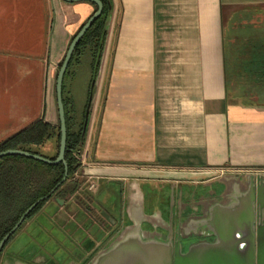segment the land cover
I'll return each instance as SVG.
<instances>
[{"label":"crops","instance_id":"crops-1","mask_svg":"<svg viewBox=\"0 0 264 264\" xmlns=\"http://www.w3.org/2000/svg\"><path fill=\"white\" fill-rule=\"evenodd\" d=\"M95 10L87 0H0V142L44 114L56 121L57 68ZM98 69L80 189L27 219L0 264H93L130 230L180 239L186 253L214 242L202 221L233 209L245 177L264 173V0H114ZM111 255L99 264L150 254ZM223 256L246 264L242 251Z\"/></svg>","mask_w":264,"mask_h":264},{"label":"trees","instance_id":"trees-1","mask_svg":"<svg viewBox=\"0 0 264 264\" xmlns=\"http://www.w3.org/2000/svg\"><path fill=\"white\" fill-rule=\"evenodd\" d=\"M102 1L104 2V10L77 45L64 78L63 99L68 130L66 161L69 166V175L67 180L52 193V190L65 174L63 163L48 164L23 155H5L0 157V241L37 200L45 196L48 197L27 215L21 226L41 209L49 199L52 197L65 199L74 195L82 185L76 174L80 172L83 163L86 134L93 114V110H91L85 128L90 88L86 102L82 105V110H79L80 106L76 101V95L67 92L66 78L70 75L73 65L80 63L85 54H90L92 59L91 79H93L97 54L101 50L103 55L106 48L109 35L108 19L110 15L112 16L114 10V0ZM95 8L97 9L96 5ZM62 61L57 68V74ZM84 129L85 138L83 139ZM60 140L59 115L57 114L56 121L52 122L44 114L41 118L0 142V152L7 149H23L55 159L59 154Z\"/></svg>","mask_w":264,"mask_h":264},{"label":"water","instance_id":"water-1","mask_svg":"<svg viewBox=\"0 0 264 264\" xmlns=\"http://www.w3.org/2000/svg\"><path fill=\"white\" fill-rule=\"evenodd\" d=\"M68 2H76L81 0H65ZM94 3L97 9L81 26L79 31L72 38L61 67L57 74L56 80V97L58 112L61 127V140L59 154L55 159H50L40 154L32 153L23 149H7L0 152V157L5 155H23L37 160H41L48 164L63 163L65 166V174L62 180L52 190V193L67 180L69 175V166L66 161L67 149V120L66 111L63 99V84L64 78L72 59L73 53L92 24L100 17L104 10V2L102 0H87ZM111 15L108 19L110 26ZM105 51V50H104ZM104 55V52H103ZM102 51L97 54V59L94 68V76L91 82L89 102L86 109L85 128L88 123L89 114L95 100L96 88L98 83V73L100 61L103 59ZM85 138V129L83 139ZM245 188L240 196H238V204L233 209L213 210V219L203 220L202 222L209 225H214V242H199L191 244L186 253L182 252V244L180 239L175 243L169 238L168 240H143L134 230L126 232L119 240L115 241L95 260L93 264H99L113 256V253L131 251L134 253L145 252L150 254L143 259L137 256L131 260L133 264H239V259L223 258V255L228 253H245L246 264H257V252L260 251L261 243H264V173H252L245 177ZM48 197H42L33 203L21 216L17 224L2 238L0 241V253L6 242L21 226L27 215L43 200ZM227 218L226 224H220L219 216L224 215ZM224 217V216H223ZM243 245V248L242 246ZM199 253L203 254L204 258H196ZM220 255L218 257L216 254Z\"/></svg>","mask_w":264,"mask_h":264},{"label":"rangeland","instance_id":"rangeland-1","mask_svg":"<svg viewBox=\"0 0 264 264\" xmlns=\"http://www.w3.org/2000/svg\"><path fill=\"white\" fill-rule=\"evenodd\" d=\"M65 54H66V52H65ZM73 68H74V66L72 67V69ZM90 71H91V69H90V63H89V54H86L82 58V62L78 68V74H77L76 80L74 82L76 101H77L78 105L80 106L79 110H82V107H83L82 103H84L86 100L87 84H88V78L90 77ZM68 82H70V80H68ZM68 85L69 84L67 83V86ZM75 93H73V94H75ZM99 101L101 103L102 96H100ZM200 189L202 190L203 186H200ZM94 214L97 215L98 217L100 216V218H101V215L98 214L97 212H95ZM98 217L95 216V218H98ZM102 220H103V217H102ZM39 251H41V249ZM25 256H27V255H25Z\"/></svg>","mask_w":264,"mask_h":264},{"label":"flooded vegetation","instance_id":"flooded-vegetation-1","mask_svg":"<svg viewBox=\"0 0 264 264\" xmlns=\"http://www.w3.org/2000/svg\"><path fill=\"white\" fill-rule=\"evenodd\" d=\"M6 243H7V242H6ZM5 246H6V244H5ZM5 246L3 247L2 251L4 250ZM2 251H1V253H2ZM1 253H0V254H1ZM82 261H83V263H86V258L83 259ZM71 264H79V263H78V260H77L76 257H74V259L72 260V263H71Z\"/></svg>","mask_w":264,"mask_h":264},{"label":"built area","instance_id":"built-area-1","mask_svg":"<svg viewBox=\"0 0 264 264\" xmlns=\"http://www.w3.org/2000/svg\"><path fill=\"white\" fill-rule=\"evenodd\" d=\"M91 188H93V184H91Z\"/></svg>","mask_w":264,"mask_h":264}]
</instances>
